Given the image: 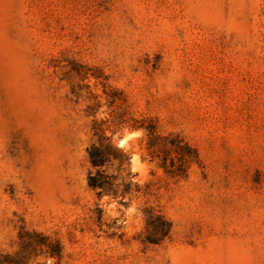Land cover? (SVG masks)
<instances>
[{
    "label": "rangeland",
    "instance_id": "rangeland-1",
    "mask_svg": "<svg viewBox=\"0 0 264 264\" xmlns=\"http://www.w3.org/2000/svg\"><path fill=\"white\" fill-rule=\"evenodd\" d=\"M0 264H264V0H0Z\"/></svg>",
    "mask_w": 264,
    "mask_h": 264
},
{
    "label": "trees",
    "instance_id": "trees-1",
    "mask_svg": "<svg viewBox=\"0 0 264 264\" xmlns=\"http://www.w3.org/2000/svg\"><path fill=\"white\" fill-rule=\"evenodd\" d=\"M88 158L91 166L96 169L95 174H89L88 185L92 189H103L108 184V176L103 175V171L99 170L103 168L107 163L106 153L100 150L98 147L92 145L88 149ZM156 220L158 224L155 225V230L158 233V237H154L150 242L158 243L165 237L170 230V223L162 216H157ZM151 223H149L150 225Z\"/></svg>",
    "mask_w": 264,
    "mask_h": 264
},
{
    "label": "water",
    "instance_id": "water-1",
    "mask_svg": "<svg viewBox=\"0 0 264 264\" xmlns=\"http://www.w3.org/2000/svg\"><path fill=\"white\" fill-rule=\"evenodd\" d=\"M121 143H122V141L119 140V141L117 142V146H118V147L121 146Z\"/></svg>",
    "mask_w": 264,
    "mask_h": 264
}]
</instances>
